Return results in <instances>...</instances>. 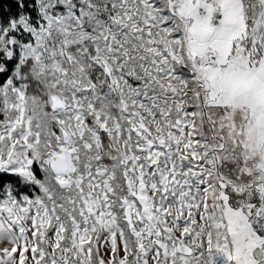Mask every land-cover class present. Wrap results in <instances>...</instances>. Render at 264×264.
Here are the masks:
<instances>
[{"label":"snow or ice","instance_id":"snow-or-ice-1","mask_svg":"<svg viewBox=\"0 0 264 264\" xmlns=\"http://www.w3.org/2000/svg\"><path fill=\"white\" fill-rule=\"evenodd\" d=\"M0 264H264V0H0Z\"/></svg>","mask_w":264,"mask_h":264}]
</instances>
